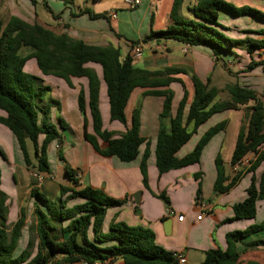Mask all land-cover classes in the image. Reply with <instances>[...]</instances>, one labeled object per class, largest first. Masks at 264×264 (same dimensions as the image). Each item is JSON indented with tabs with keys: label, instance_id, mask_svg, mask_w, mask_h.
Masks as SVG:
<instances>
[{
	"label": "trees",
	"instance_id": "16d2710c",
	"mask_svg": "<svg viewBox=\"0 0 264 264\" xmlns=\"http://www.w3.org/2000/svg\"><path fill=\"white\" fill-rule=\"evenodd\" d=\"M70 3L71 0H64ZM87 2V0H84ZM35 4L34 0H30ZM183 0H173L170 9L172 24L164 30H151L141 42L161 43L174 42L189 47L206 46L212 52L215 63L220 61L217 51L228 52L225 45L235 47L244 45L249 53L264 48V39L232 40L217 30L224 28L219 23V14L232 17L251 16L264 22V13L248 7H236L223 0H198L189 6V17L181 13ZM44 8L52 14L45 1ZM89 14L91 19L97 16L81 9L77 16ZM75 16V15H73ZM100 17H104L99 15ZM264 35V30L258 31ZM22 47L30 49L23 54ZM29 59H34L37 67L44 75H53L64 79L69 85V78H85L87 80V100L83 90L77 95V108L83 119L82 136L93 151L103 157H115L122 163L135 160L141 146L144 151L140 159V171L143 176V186L147 188L146 160L149 154V142L139 133L138 113L134 112L131 124L126 127L125 107L135 89H143L145 97L162 99L160 124L154 143V164L158 176L172 170H179L200 163L201 153L209 141L226 128V121H221L208 129L197 141L193 149L177 158V152L190 140L199 127L212 116L246 106V115L236 136L234 148L229 160L233 168L240 160L254 156L245 168L232 170L228 175L223 168L219 156L215 158L216 178L213 184V196L227 193L247 174L251 175L250 184L246 189V197L234 204L231 209L233 216L229 221L253 220L256 216V203L264 200V169L258 181L254 173L264 161V105L256 92L238 84L227 87L228 100L214 102L218 90L210 86V78L201 81L195 75H190L193 95L188 102V92L183 83L171 76L187 74L183 69L164 68L148 71L135 68L131 57L127 54L123 59L118 48L111 45L104 47L85 44L66 34L56 35L37 23L29 24L17 17H10L3 23L0 17V111L5 113L4 125L14 135L22 153L25 166L36 174H49L45 148L49 142L58 138L56 129L48 123V107H40L43 94L49 89L41 87L33 89L24 79L22 70ZM89 64L98 65L101 69V79L105 86L109 109V121L118 122L126 127V131L113 138L111 132L103 129L99 111L100 80ZM264 65V61L252 62L249 70ZM171 83H179L183 94L179 100L174 115L172 110ZM264 97V91L262 92ZM249 103L251 106L247 107ZM86 108L91 119L92 134L86 130ZM38 112L43 115V125L37 122ZM170 119V126L163 124ZM61 121V127L64 128ZM45 134L41 154L38 155L39 136ZM33 146L36 164L32 165L26 148V140ZM98 140L107 144L101 149ZM66 176L74 187L59 186V198L51 201L37 190L30 192L34 199L32 222L28 227V240L25 248L14 256L15 248L21 236L25 214L21 210L17 221L6 224V195L0 191V264H95L106 261L120 260L123 264H178L172 251H168L155 242L154 233L141 226H129L123 222L112 221L107 231L102 225L108 208L121 207L125 199H113L101 190L92 187L79 186L72 171L66 170ZM200 173L193 177L198 179ZM76 188V189H75ZM200 194L199 187L196 196ZM162 200L169 208L165 193L153 195ZM79 198L80 203L68 205L69 201ZM138 213V208H134ZM264 230V220L253 224L244 230L229 232L225 235V249L207 250L201 264H239V254L264 247V239L243 243V239ZM90 237L92 239H90ZM104 241H114L116 244L100 247ZM242 244V250L237 252L236 244ZM256 264V263H247Z\"/></svg>",
	"mask_w": 264,
	"mask_h": 264
},
{
	"label": "crops",
	"instance_id": "0c3cea01",
	"mask_svg": "<svg viewBox=\"0 0 264 264\" xmlns=\"http://www.w3.org/2000/svg\"><path fill=\"white\" fill-rule=\"evenodd\" d=\"M34 1L35 5L39 6L43 12L45 10L46 14L43 15L42 11L37 13L35 11L36 6H33V10H31L21 0H0V17L3 23L10 17H17L29 24L37 23L56 35L66 34L88 45L101 47L111 45L119 49L121 59L129 53L133 45L140 43L142 45V55L138 58H131L133 67L148 71H157L164 68L185 70L187 74H177L171 76V78L178 79L183 83L188 92V102H190L193 95L190 75H195L201 81H205L209 77L210 86L219 89V86L214 85L212 78L217 69L222 66L214 62L215 57L209 47H189L174 42H166L164 45L154 42H141L151 30H164L172 24L169 13L173 0H137L138 5L134 9H129L124 0H87V2L81 0V5L74 4L73 0L68 4L61 0L64 5L63 18L54 10L50 14L44 8L43 1L48 6L50 0ZM197 1L183 0L181 13L184 17L190 16L187 8ZM233 1H237L239 4L236 7H248L264 13V0ZM81 9H87L90 14L97 16V18L91 19L88 12L77 16L76 14ZM67 10L69 16L66 18ZM123 10H132L135 14L124 19L118 13ZM110 11L115 13L114 17H110ZM219 23L224 28L217 27V30L229 39H264V35L258 34V31L264 30V22L251 16L232 17L220 13ZM123 26L127 28H123ZM121 47H125L126 51L124 53H122ZM162 47H165V49H162ZM225 47L228 52L218 50L217 55L231 74L243 70L245 66L242 65L250 59H264V48L249 53L244 45L235 47L225 45ZM20 52L27 54L30 49L22 47ZM145 53L148 55L144 56ZM136 63L141 67L136 66ZM88 66L96 72L100 80L98 105L103 129L111 132L113 138H117L126 131V127L130 126L132 114L134 112L138 113L140 136L149 142V154L146 160L147 188L143 186V176L139 167L144 146H141L139 155L135 160L122 163L115 157L98 155L83 140V119L77 108V95L80 90H83L82 92L87 100V80L85 78H69V85L60 77L42 74L34 59L27 60L22 75L33 89H40L46 85L45 81H49L54 86L59 84L58 89L62 91H55L51 85L49 90L44 92L42 98L43 104L50 111L48 123L56 129L58 138L48 143L45 148L50 173H41L40 176L43 180L40 183H36V179L31 176L34 173L33 170L25 166L14 135L4 125L6 115L0 111V150L4 154L14 181L13 199H7L5 202L7 207L6 224L8 226L13 225L17 221L21 210L25 214L24 225L21 229V236L15 248L14 256L25 248L28 240V227L32 222L34 203V199L30 198V192L35 189L45 198L56 201L59 198V186L74 187L73 182L66 174L63 176L61 169H64V172L70 169L75 174L74 178L79 185L77 189L89 186L101 190L113 199H125L123 206L106 210L102 225L104 232L107 231L112 221L123 222L129 226L148 228L154 233L155 242L158 245L168 251L182 253L186 259V264H201L207 250L225 249V235L227 233L244 230L250 225L260 224L264 220V200H262L256 203V216L253 220L229 221L233 216L231 207L246 197V189L251 179L250 174L245 175L227 193L216 197L212 193L216 178L214 162L216 156L221 158L225 173L228 175L233 174L232 168L229 166V160L236 136L244 119L246 106L212 116L198 128L196 133L176 154L177 158H182L188 154L200 137L216 125V123H212L215 116L222 115V121L227 123L226 128L215 135L204 147L199 164L172 170L158 176L154 164V143L160 124L159 116L162 99L145 97L143 89H135L132 91L124 110L126 127L118 122H110L107 95L101 79V69L95 64H89ZM263 67L264 65L256 66L246 74L253 78L252 76L258 74L257 72L264 70ZM242 74L241 72L238 75L241 76ZM242 80L238 83L240 87H246L254 91L259 89L257 86L254 87L248 84L246 82L248 78ZM169 89L172 92L171 116H173L183 94V89L179 83H171ZM255 92L257 94L258 91ZM227 98L229 99V96ZM227 114L236 115L229 119ZM85 117L87 121L86 130L89 134H92V124L87 108ZM61 121L64 123V128L61 127ZM43 122L44 120L41 117L38 125L42 126ZM163 124L166 128H169L170 119H165ZM44 139L45 135L39 136L38 155L41 154ZM98 144L101 149H106L107 144L105 142L98 140ZM26 148L31 164L35 165L37 159L34 156L33 146L28 139L26 140ZM248 159L253 160L254 156H249ZM53 162L56 173H53L51 168ZM205 163L207 164L206 168L204 167ZM263 169L264 161L260 163L254 173L256 181H258ZM195 173L201 174L198 179L193 177ZM198 187L200 194L196 196ZM162 192L168 198V209L162 200L153 196ZM27 193L28 199L24 201L21 196ZM134 195H138L137 202L133 198ZM80 202L81 200L77 198L69 201L68 205ZM200 204H203V216L200 220H197L201 213ZM135 207L138 208V213L134 212ZM179 216H182L183 219L178 220ZM168 221L169 224H167ZM90 239L92 238L90 237ZM259 239H264V230L250 235L242 242L249 243ZM114 244H116L114 241H104L99 246L108 247ZM242 248L241 243L236 244L237 252H240ZM238 262L239 264H264V247H257L240 253ZM95 264L123 263L120 260H108L104 263Z\"/></svg>",
	"mask_w": 264,
	"mask_h": 264
},
{
	"label": "rangeland",
	"instance_id": "374dc122",
	"mask_svg": "<svg viewBox=\"0 0 264 264\" xmlns=\"http://www.w3.org/2000/svg\"><path fill=\"white\" fill-rule=\"evenodd\" d=\"M21 1H22L23 4H25L31 10H33L32 9L33 6H36L35 4H32L30 2V0H21ZM223 1L231 3V4L235 5V6H239L237 1H233V0H223ZM73 2H74V4H80V5L82 4L81 0H73ZM48 7L50 8L51 11L54 10V12H57L58 14H60V16H62L64 5H63V2L61 0H50L48 2ZM35 11L38 13V12H41L42 10H41V8L39 6H36L35 7ZM42 13H43V15H44V13L46 14L45 10H44V12L42 11ZM118 13H119V16L124 17V19L135 14V12L132 11V10H130V11L123 10V11H119ZM68 16H69V11L67 10L65 17L67 18ZM63 17L64 16H62V18ZM123 28H127V27L123 26ZM162 49H165V47H162ZM121 51H122V53H124V51H126L125 47H121ZM147 55H148L147 53L144 54V56H147ZM261 61H264V59H262V60H253V59L251 60L250 59L244 65H242V66H245V68H243V70L241 69V70L238 71V73L235 72L233 74L230 73L229 69L226 68L225 64L224 65L220 64L222 67L217 69V71L214 74V77L212 78V80L214 82V85L219 86L218 91H220V93H218V95L215 97L214 102L228 100V98H227L228 97V93L226 92L227 91V87L228 86L230 87V86H232L234 84L240 83V81L243 78H248V80L246 81L248 84H251L254 87L257 86L259 88L258 90H255V91H258L257 92V96L260 98V101H262V104L264 105V97H261V95H263L262 92L264 91V70L262 72H257L258 74L256 76H252L253 78H251L250 76H248V74H246L249 71L248 67L251 65L252 62L258 63V62H261ZM135 65L138 66V67H141V65H138L137 63ZM263 69H264V67H263ZM241 72L243 74L241 76H239L238 74L241 73ZM45 83H46V85H44L43 87H47L48 89L52 85L49 81H45ZM58 85L59 84H57V86H54V84H53L52 85L53 89L55 91H62V90L58 89L59 88ZM38 105L40 107H46L43 104V101L38 103ZM251 105H252V103H249L247 105V107H249ZM246 111H247V109L244 110V115H246L245 114ZM234 115H236V114H227V117L229 119H231ZM41 117L43 118L42 113L38 112V117H37L38 124H39V120H40ZM48 117H49V115H48ZM222 120H223V116L222 115L215 116V118L212 120V123L214 122V123L217 124V123H219ZM40 127H42V126H40ZM44 135L45 134H41L40 137H42ZM248 158L249 157H247L246 159H248ZM60 164H61V162H60ZM206 165L207 164L205 163V166H204L205 168H206ZM51 168L53 170V173H56L55 172V164H54V162L51 164ZM68 171H70V169H68ZM61 172H62V174L64 176V174H65L64 169H61ZM31 176L34 177L33 174H31ZM34 179H35V177H34ZM35 182L37 183V180H35ZM0 189H1V192L5 193V195L7 197L6 199H9V200L13 199L12 191L14 190V181L12 179V173L10 172V168H9L8 164L6 163L4 154L1 152V150H0ZM212 193H213V190H212ZM21 198H23V200L26 201L28 199V193L27 194H22Z\"/></svg>",
	"mask_w": 264,
	"mask_h": 264
},
{
	"label": "built area",
	"instance_id": "2783aa9c",
	"mask_svg": "<svg viewBox=\"0 0 264 264\" xmlns=\"http://www.w3.org/2000/svg\"><path fill=\"white\" fill-rule=\"evenodd\" d=\"M124 3L129 9H134L138 5L137 0H124ZM109 15H110V17H114L115 13L113 11H110ZM128 55L131 58L140 57L142 55V45L140 43L133 45L130 48ZM248 165H249V159H242L232 168V170L234 171V170L240 169L242 167H247ZM33 176L35 177V179L37 180L38 183L42 182L43 178L40 176V174L33 173ZM200 208H201V213L197 217V220H200L203 216V213H202L203 204H200ZM170 214H172V213H170ZM182 219H183L182 216L178 217V220H182ZM173 257L176 258L178 264H186V259L182 253L174 252Z\"/></svg>",
	"mask_w": 264,
	"mask_h": 264
},
{
	"label": "water",
	"instance_id": "95a60500",
	"mask_svg": "<svg viewBox=\"0 0 264 264\" xmlns=\"http://www.w3.org/2000/svg\"><path fill=\"white\" fill-rule=\"evenodd\" d=\"M138 194H139V193H138ZM137 196H138V195H134V197H133L134 200H135L136 202H137ZM167 224H169V221L167 222Z\"/></svg>",
	"mask_w": 264,
	"mask_h": 264
}]
</instances>
